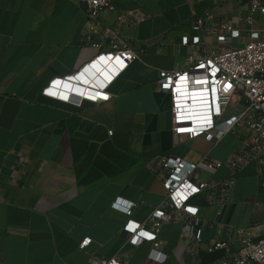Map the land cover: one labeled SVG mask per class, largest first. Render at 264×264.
Segmentation results:
<instances>
[{"label":"crops","instance_id":"crops-1","mask_svg":"<svg viewBox=\"0 0 264 264\" xmlns=\"http://www.w3.org/2000/svg\"><path fill=\"white\" fill-rule=\"evenodd\" d=\"M116 10L102 14L114 28L120 10L140 8L143 22L124 28L140 57L108 86V100L82 105L43 93L54 78L74 75L97 53L82 46L85 22L76 0H0V264H92L120 253L125 264H152L150 242L128 243V218L143 222L164 201L161 181L152 175L158 155L196 161L203 154L224 159L238 145L234 135L213 146L205 138L184 140L172 132L171 100L159 90L161 70H179L196 47L182 37L197 34L195 15L213 11V23L236 22L251 10L249 0H113ZM211 22V23H212ZM202 50H217L216 37L202 34ZM223 167L203 177L221 180ZM231 200L220 218L203 195L201 222L194 235L201 240L197 260L182 221L166 222L159 238L164 264H212L224 250L208 251L213 241L238 242L228 227L246 228L264 221L258 167L249 164L235 176ZM122 198L134 202L131 216L114 209ZM90 241L82 246L83 240Z\"/></svg>","mask_w":264,"mask_h":264},{"label":"built area","instance_id":"built-area-1","mask_svg":"<svg viewBox=\"0 0 264 264\" xmlns=\"http://www.w3.org/2000/svg\"><path fill=\"white\" fill-rule=\"evenodd\" d=\"M76 1L82 4L85 13L79 42L96 48L97 53L74 75L51 80L43 93L82 105L85 101L110 98L108 86L140 57L142 50L123 30L145 21L149 14L140 8L120 10L117 25L111 28L103 24L101 17L105 11L117 9L113 0ZM216 1L218 5L223 2ZM249 1L251 10L239 15L235 23H213V11L195 15L192 29L197 34L182 37L183 45L196 47L187 55L186 65L179 70L159 72L157 84L160 91L170 96L171 129L175 136L184 140L202 137L215 146L225 136L234 135L238 145L224 159L205 153L196 161L166 155L151 160V173L162 183L164 201L143 222L128 218L123 231L128 233L131 245L150 242L147 260L152 264H164L166 260L159 233L162 225L171 221H182V236L189 238V250L197 260L201 240L194 235V229L201 217L200 207L192 202L195 197L203 195L216 208L214 224L220 236L224 226L220 218L231 200L236 174L255 163L260 188L264 189V0ZM202 34L216 37L218 49L202 50ZM223 167L229 170V176L221 180L203 177ZM134 205L122 198L112 203L114 209L127 216H131ZM254 205L257 210H264V201ZM228 231L238 242V248L230 250L229 242L223 239L213 241L207 250L225 253L212 264H264V221L246 228L230 226ZM89 241L83 240L82 246ZM124 255L94 260L92 264H125L121 259Z\"/></svg>","mask_w":264,"mask_h":264},{"label":"bare ground","instance_id":"bare-ground-1","mask_svg":"<svg viewBox=\"0 0 264 264\" xmlns=\"http://www.w3.org/2000/svg\"><path fill=\"white\" fill-rule=\"evenodd\" d=\"M93 68H96V67H93ZM97 69V68H96ZM98 70V69H97Z\"/></svg>","mask_w":264,"mask_h":264},{"label":"snow or ice","instance_id":"snow-or-ice-1","mask_svg":"<svg viewBox=\"0 0 264 264\" xmlns=\"http://www.w3.org/2000/svg\"><path fill=\"white\" fill-rule=\"evenodd\" d=\"M142 235H143V233H142ZM87 241H85V243H86Z\"/></svg>","mask_w":264,"mask_h":264},{"label":"water","instance_id":"water-1","mask_svg":"<svg viewBox=\"0 0 264 264\" xmlns=\"http://www.w3.org/2000/svg\"><path fill=\"white\" fill-rule=\"evenodd\" d=\"M65 84H67V83H65Z\"/></svg>","mask_w":264,"mask_h":264}]
</instances>
